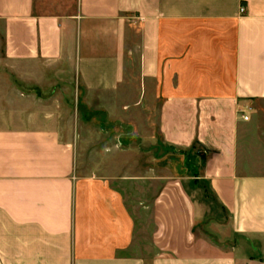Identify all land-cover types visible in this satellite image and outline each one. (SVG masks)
<instances>
[{
  "label": "crops",
  "instance_id": "1",
  "mask_svg": "<svg viewBox=\"0 0 264 264\" xmlns=\"http://www.w3.org/2000/svg\"><path fill=\"white\" fill-rule=\"evenodd\" d=\"M69 80L143 147L73 135ZM0 264H264V0H0Z\"/></svg>",
  "mask_w": 264,
  "mask_h": 264
},
{
  "label": "rangeland",
  "instance_id": "2",
  "mask_svg": "<svg viewBox=\"0 0 264 264\" xmlns=\"http://www.w3.org/2000/svg\"><path fill=\"white\" fill-rule=\"evenodd\" d=\"M69 81L67 83V90L54 89L50 91L47 89L44 91V94L47 98L49 94L53 93V98L59 99L60 104L48 107L55 108L56 112L61 113V117H63L62 124H65L73 135L76 131L77 124L84 118L81 123L85 131L91 132L95 129L109 131L111 135L110 141L115 142L117 148H122L124 140L129 138L132 140L133 148L143 147L141 138L139 137V132L142 128L139 122V107L130 106L127 103L128 101L122 99L119 101L116 100V103L113 104L112 98L100 95L99 93L95 94L85 91L79 84L76 89L75 84L71 80ZM38 92L40 93H36V96L39 95V97H42L41 91ZM131 115H134L135 121H131ZM106 133L104 134L105 139H107ZM114 135L115 137H113ZM87 140L91 142L90 134ZM91 150L92 144L87 147L86 151L91 152ZM171 157V151L164 149L165 174L176 172L175 168L169 169L167 165V163L173 161ZM120 161L123 160L121 159Z\"/></svg>",
  "mask_w": 264,
  "mask_h": 264
},
{
  "label": "built area",
  "instance_id": "3",
  "mask_svg": "<svg viewBox=\"0 0 264 264\" xmlns=\"http://www.w3.org/2000/svg\"><path fill=\"white\" fill-rule=\"evenodd\" d=\"M239 11H240V12H243V11H244V8H243V7H240ZM247 118H248V116L243 115V119H244V120H247Z\"/></svg>",
  "mask_w": 264,
  "mask_h": 264
}]
</instances>
